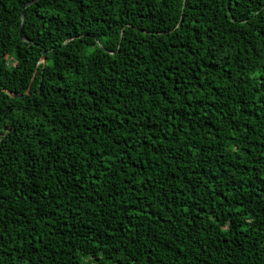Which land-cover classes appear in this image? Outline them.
<instances>
[{
	"label": "trees",
	"instance_id": "16d2710c",
	"mask_svg": "<svg viewBox=\"0 0 264 264\" xmlns=\"http://www.w3.org/2000/svg\"><path fill=\"white\" fill-rule=\"evenodd\" d=\"M0 264H264V0H0Z\"/></svg>",
	"mask_w": 264,
	"mask_h": 264
},
{
	"label": "water",
	"instance_id": "95a60500",
	"mask_svg": "<svg viewBox=\"0 0 264 264\" xmlns=\"http://www.w3.org/2000/svg\"><path fill=\"white\" fill-rule=\"evenodd\" d=\"M30 3H32V2H29V4H30ZM22 16H23V15H22ZM20 37L22 38V33H21V32H20ZM44 59H45V54L42 55L41 60L44 61ZM11 96L16 97V95H14V94H11Z\"/></svg>",
	"mask_w": 264,
	"mask_h": 264
}]
</instances>
